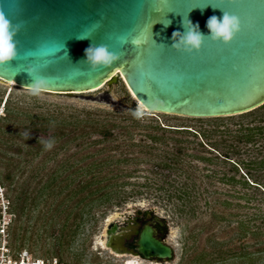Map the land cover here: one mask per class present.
Instances as JSON below:
<instances>
[{"label":"water","instance_id":"water-1","mask_svg":"<svg viewBox=\"0 0 264 264\" xmlns=\"http://www.w3.org/2000/svg\"><path fill=\"white\" fill-rule=\"evenodd\" d=\"M223 12L240 21L230 42L205 35L198 51L171 47L174 31H188L183 20L207 34V19ZM121 37L129 42L121 45ZM90 45H106L119 57L93 68L84 61ZM0 57H6L0 80L21 88L83 93L119 77L147 112L238 115L264 104V0H0ZM130 228L137 254L162 262L173 257L149 223ZM131 233L112 222L105 245L133 253L124 245Z\"/></svg>","mask_w":264,"mask_h":264},{"label":"trees","instance_id":"trees-1","mask_svg":"<svg viewBox=\"0 0 264 264\" xmlns=\"http://www.w3.org/2000/svg\"><path fill=\"white\" fill-rule=\"evenodd\" d=\"M9 103L7 96L3 102L5 113L0 115V188L9 215L6 223L8 239L4 247L13 260H18L21 250H30L42 237L43 219L46 225H43V235L50 240L51 253L58 256V264H68L62 261L57 249L69 248L86 232L87 224L89 228L93 227L97 221L95 212H103L102 207L120 204L125 198L127 192L123 186L127 180L123 178L132 175L135 168L124 169L122 165L139 162L140 153H151L150 149L155 147L148 145L145 139L170 146L167 151L155 155L156 170L153 172L166 182L170 181L171 188L163 184L157 188L167 199L175 198L180 202L175 203L180 215H195L200 207L198 198L207 190L201 186L199 174L204 173H197L199 167L200 171L202 168L209 171L206 178L219 173L218 180L230 188L238 186L235 194L227 192L230 196L264 200V104L238 115L188 117L187 123L165 126L147 116L137 117L132 113L108 120L89 111L71 115L28 112ZM124 119L128 123H124ZM145 119L148 120L144 123ZM42 132L47 133L45 138L39 136ZM94 132L101 137L85 141L84 138ZM136 132L142 136L139 142L133 141ZM120 136L126 140L114 147L127 145L126 149H120V155L109 152L113 147L108 145L88 151L91 145L116 140ZM76 139L80 141L74 142ZM169 139L172 142L169 143ZM72 143L75 145L73 150ZM132 146L138 148L135 155L128 148ZM72 167L75 169L71 170ZM157 168L169 172L160 175ZM143 186L150 188L148 184ZM243 189L246 190L244 193ZM221 204L232 206V202L225 199ZM258 212H261V222L254 221V218L241 219L237 212L213 208L210 221L237 220L235 225H228L230 231H236L238 236L250 233L254 241L250 250L243 245L217 249L211 262L226 263L237 258L264 255L262 207ZM199 225L192 226L188 238L197 237L198 231L194 230ZM207 255L204 251L196 255L192 253L185 264L203 262Z\"/></svg>","mask_w":264,"mask_h":264},{"label":"rangeland","instance_id":"rangeland-1","mask_svg":"<svg viewBox=\"0 0 264 264\" xmlns=\"http://www.w3.org/2000/svg\"><path fill=\"white\" fill-rule=\"evenodd\" d=\"M8 96L11 105H18L22 110L28 112L34 110L38 112H60L62 114H82L85 111H89L97 115L102 116L104 119H114L119 115L136 114L137 117L147 116L150 120H156L161 125L168 126L166 124H183L188 122V117L178 116L172 114H165L159 112H147L139 106L136 100L131 96L121 78L111 84H105L101 88L89 92L83 93H51L40 90L26 89L16 86L14 83H9L0 80V115L5 113L3 102ZM25 116V115H24ZM148 119L144 120L147 121ZM124 123H128L127 120ZM116 131V130H114ZM138 133V134H137ZM39 136L45 138L47 133H39ZM101 137L98 132L89 134L88 138H84L85 141L93 139H99ZM141 134L136 132L133 136V141L137 142L140 139ZM123 138V137H122ZM121 136L116 140L107 142H100L95 145H91L88 151L93 147H99L102 145L112 146L109 152L114 155H120L119 151L122 147L126 149L127 145L114 147L117 144H121ZM80 139H76V141ZM141 140V139H140ZM148 145H152L155 148L150 149L151 153H140V161L135 163H126L122 166L128 169H134L132 175L123 178L127 183L123 186L127 192L124 199L120 200V204H112L107 208L102 207L101 211L95 212L97 215V221L94 226L89 228L87 224L86 232L82 233L75 243L69 248L65 246L57 249V253L64 263L68 264H127L128 259L138 260V264H185L186 258L190 257L192 253L195 255L204 251L208 255L204 257L203 262H194L193 264H210V259H213L214 252L217 249L235 248L243 245L246 250L252 249L253 238L250 233L245 235H237V232L230 231L228 225H235L236 221H222L221 219L210 221V212L214 209L225 210L229 212L239 213L241 219L254 218L256 222H261V212H258L259 207L264 210V200L256 201L254 199L247 200V198H237L230 196L228 193L235 194L234 191H238L239 187L230 188V185L225 184L218 180L219 173L213 178H206L208 170L200 168L197 169V173L203 172L200 175L202 179L201 186L207 187V190L202 191V196L198 198L199 210L193 216H184L175 208V203H180L175 198L169 200L165 197V193L159 190L157 186L163 184L166 187H172L169 180L167 182L164 178H160L153 171L156 170L154 160L157 153L162 154L163 151H167L170 146L159 142L150 141L145 139ZM169 143L172 140H168ZM134 142V143H135ZM139 142V141H138ZM108 143V144H107ZM72 143L71 150L75 145ZM131 154H137L138 148L136 146L128 147ZM200 166L203 164L193 160ZM75 167L71 170H74ZM158 169V168H157ZM70 170V172H71ZM69 172V171H68ZM161 173H167L169 170L158 169ZM170 179V177H169ZM211 181L209 183L208 181ZM173 183V182H172ZM148 184L150 188L143 186ZM217 190L214 192V190ZM138 191V192H135ZM246 190L243 189L242 193ZM228 192V193H227ZM241 192V190H240ZM206 197V198H204ZM228 200L232 202V206L227 207L221 204L222 201ZM215 202V203H213ZM235 203H238L235 205ZM7 202L4 199L0 188V263L1 264H58V261L54 257L55 253H51L50 240L43 235L44 226L42 219V237L37 239L35 244L31 246L30 250L23 249L19 253V259L13 260L8 253L4 244L7 241L6 223L9 215L6 212ZM148 211L163 220L164 227L167 229L168 234L166 236V242L172 246L174 255L168 261H148L141 259L136 255H128L127 253H116L105 245V229L112 222H117L119 225H123L129 218H135L137 216L136 211ZM201 210V211H200ZM234 217V216H232ZM229 223V224H228ZM201 224V226L199 225ZM44 225V226H43ZM194 225H199L195 228V232L198 231L197 237L188 238L189 230ZM264 227V226H263ZM3 228L5 229L3 231ZM36 233V232H35ZM37 234V233H36ZM38 235V234H37ZM264 239V235H261ZM194 244V245H193ZM11 257V258H10ZM243 257L241 259L230 260L226 263L211 262V264H264V255L258 258ZM38 259V260H37ZM208 259V260H206ZM210 261V262H209Z\"/></svg>","mask_w":264,"mask_h":264},{"label":"clouds","instance_id":"clouds-1","mask_svg":"<svg viewBox=\"0 0 264 264\" xmlns=\"http://www.w3.org/2000/svg\"><path fill=\"white\" fill-rule=\"evenodd\" d=\"M182 24L188 29V31L185 35H181L178 31H174L172 33L174 42L171 47L186 52H191L193 50L198 51L205 35H207L211 41H219L226 44L230 42L240 30L239 19L235 15H230L227 12H223L220 18L213 15L207 19L205 25L208 29L207 34L201 33L198 25H193L189 20H187V24H185V21L183 20ZM177 34H179V39H177ZM128 42L129 41L123 37L119 38V43L121 45ZM131 43L135 45L137 40L132 39ZM90 52L92 53L91 55H89ZM84 53V61L89 62L90 66L93 68L103 67L119 57L117 53L110 51L106 45H90L84 50ZM3 58L6 57H0V59Z\"/></svg>","mask_w":264,"mask_h":264},{"label":"flooded vegetation","instance_id":"flooded-vegetation-1","mask_svg":"<svg viewBox=\"0 0 264 264\" xmlns=\"http://www.w3.org/2000/svg\"><path fill=\"white\" fill-rule=\"evenodd\" d=\"M137 216L135 218H129V219H125L126 222L123 225H119L121 227L126 228V230L128 231H132V233L125 238L124 240V245L128 248V249H132L134 250L133 253H127L128 255H136L139 256L141 259H146L143 256H141L140 254H137L135 252V240H136V233L133 232V229L130 228V226H136L137 229L139 230L145 223H149L153 230V236L163 242H166V236L168 234L167 229L164 227V222L162 219L153 216L152 214L148 213V211H140L137 210L136 211ZM148 261L154 260V261H161L155 258H148L146 259Z\"/></svg>","mask_w":264,"mask_h":264},{"label":"bare ground","instance_id":"bare-ground-1","mask_svg":"<svg viewBox=\"0 0 264 264\" xmlns=\"http://www.w3.org/2000/svg\"><path fill=\"white\" fill-rule=\"evenodd\" d=\"M9 83H13V82H9ZM14 84H15V83H14ZM138 104H139V103H138ZM139 106L141 107V109L146 110L143 106H141V104H139ZM126 263H127V264H138L139 262H138V260L136 261V260L128 259V260L126 261Z\"/></svg>","mask_w":264,"mask_h":264},{"label":"built area","instance_id":"built-area-1","mask_svg":"<svg viewBox=\"0 0 264 264\" xmlns=\"http://www.w3.org/2000/svg\"><path fill=\"white\" fill-rule=\"evenodd\" d=\"M1 264V263H0Z\"/></svg>","mask_w":264,"mask_h":264}]
</instances>
